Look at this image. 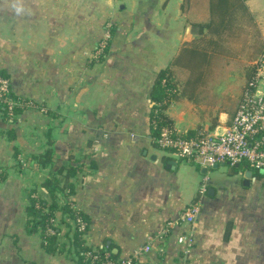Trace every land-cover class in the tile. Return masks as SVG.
<instances>
[{
    "label": "crops",
    "instance_id": "0c3cea01",
    "mask_svg": "<svg viewBox=\"0 0 264 264\" xmlns=\"http://www.w3.org/2000/svg\"><path fill=\"white\" fill-rule=\"evenodd\" d=\"M223 2L230 14L221 0H0V75L38 105L12 118L0 108V264H80L27 229L30 192L51 200L50 179L88 218L87 243L119 260L151 241L146 264H264V174L183 161L155 144L151 125L167 68L177 131L231 123L264 50V0ZM198 201L186 252L181 216Z\"/></svg>",
    "mask_w": 264,
    "mask_h": 264
},
{
    "label": "built area",
    "instance_id": "2783aa9c",
    "mask_svg": "<svg viewBox=\"0 0 264 264\" xmlns=\"http://www.w3.org/2000/svg\"><path fill=\"white\" fill-rule=\"evenodd\" d=\"M109 36V32L106 33L97 54L106 48ZM10 91V79L0 75V107L6 108L9 116H14L15 107L26 109L38 106L32 100H17L10 95ZM157 145L161 150L172 153L183 161L204 167L221 164L233 166L244 161L252 170L264 173V50L255 63L254 75L247 83L239 107L224 133L201 131L189 134L179 132L175 128L162 127ZM206 191V184H202L200 193L204 194ZM200 210L198 201L188 205L182 212L181 219L189 229L178 237V243L186 252L194 243V228ZM75 221L84 229L85 224L80 217H76ZM54 222L57 223L55 220ZM173 227V223H168L167 231ZM50 233L54 231L50 230ZM150 251L151 241L125 260L115 261L107 252L103 264H146L145 258ZM91 256L94 262L99 261L98 255Z\"/></svg>",
    "mask_w": 264,
    "mask_h": 264
},
{
    "label": "trees",
    "instance_id": "16d2710c",
    "mask_svg": "<svg viewBox=\"0 0 264 264\" xmlns=\"http://www.w3.org/2000/svg\"><path fill=\"white\" fill-rule=\"evenodd\" d=\"M222 1V5L219 8L220 13L227 15L230 14V9L224 7V2ZM218 10V11H219ZM172 69L167 68L164 69L159 77L156 84V88L153 92V110H152V131L154 136V142L157 145V139L159 137L160 129L162 127L175 128L172 120L165 113V110L170 104L172 100H174L178 95V90L176 87V83L173 80ZM10 95L16 98L19 101H26L18 98L12 90L10 91ZM4 112L5 116L8 118H12L8 115L6 108L0 107ZM23 107H15L14 116L20 110H23ZM155 123L157 126H155ZM191 134V133H189ZM158 146V145H157ZM40 164L47 165L52 160V150L50 149L44 155H40L36 157ZM226 165V164H225ZM248 167L250 170V166L246 162H240L239 164L230 166L234 171H242ZM256 171V170H252ZM262 173L260 171H256V173ZM264 174V173H262ZM4 178V172L0 170V180ZM46 186L50 188L51 200H45L32 191L30 192V203L27 207V229L29 232L38 233L42 239L43 247L51 253H67L71 255V257L80 264H103V259L105 253L109 252L112 259L118 261L119 259L116 256L105 249H97L90 246L85 238V235L88 231V218L82 213L81 210L75 207L74 203L70 200H67L68 193L66 189H69L68 186H61L59 180L50 179L47 181ZM59 194L64 197L63 199L66 202L59 201ZM67 215L70 220H72V224H69L68 221L59 219L58 214ZM76 217H80L82 222H84L85 227L81 229L78 224H76ZM54 220L58 223H55ZM75 221V224H74ZM65 224V227H68L67 234H63L61 231V225ZM50 230H53L54 233H50ZM66 236L69 242L62 241V237ZM89 254V255H88ZM91 255H98L99 261H93ZM101 259V260H100Z\"/></svg>",
    "mask_w": 264,
    "mask_h": 264
},
{
    "label": "water",
    "instance_id": "95a60500",
    "mask_svg": "<svg viewBox=\"0 0 264 264\" xmlns=\"http://www.w3.org/2000/svg\"><path fill=\"white\" fill-rule=\"evenodd\" d=\"M213 168H216V167H218V165H214V166H212ZM251 176H252V172L251 171H247L246 173H245V177L247 178L246 179V183L248 182V180L251 178Z\"/></svg>",
    "mask_w": 264,
    "mask_h": 264
},
{
    "label": "rangeland",
    "instance_id": "374dc122",
    "mask_svg": "<svg viewBox=\"0 0 264 264\" xmlns=\"http://www.w3.org/2000/svg\"><path fill=\"white\" fill-rule=\"evenodd\" d=\"M255 60V59H254ZM254 62H252V64H253Z\"/></svg>",
    "mask_w": 264,
    "mask_h": 264
}]
</instances>
